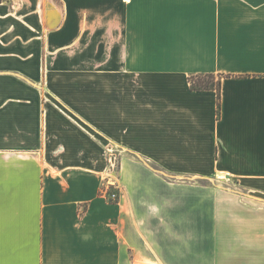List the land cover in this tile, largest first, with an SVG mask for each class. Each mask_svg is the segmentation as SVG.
<instances>
[{
  "label": "crops",
  "instance_id": "0c3cea01",
  "mask_svg": "<svg viewBox=\"0 0 264 264\" xmlns=\"http://www.w3.org/2000/svg\"><path fill=\"white\" fill-rule=\"evenodd\" d=\"M0 264H264V0H2Z\"/></svg>",
  "mask_w": 264,
  "mask_h": 264
},
{
  "label": "trees",
  "instance_id": "16d2710c",
  "mask_svg": "<svg viewBox=\"0 0 264 264\" xmlns=\"http://www.w3.org/2000/svg\"><path fill=\"white\" fill-rule=\"evenodd\" d=\"M2 0H0L1 2ZM229 76L228 74H214V73H197L188 76V81L190 88L192 90H204L213 89L216 92V105H217V115H219L220 108V84L223 77Z\"/></svg>",
  "mask_w": 264,
  "mask_h": 264
},
{
  "label": "built area",
  "instance_id": "2783aa9c",
  "mask_svg": "<svg viewBox=\"0 0 264 264\" xmlns=\"http://www.w3.org/2000/svg\"><path fill=\"white\" fill-rule=\"evenodd\" d=\"M102 194L109 202H116L119 199L118 193L115 190L110 191L108 188L102 189Z\"/></svg>",
  "mask_w": 264,
  "mask_h": 264
},
{
  "label": "rangeland",
  "instance_id": "374dc122",
  "mask_svg": "<svg viewBox=\"0 0 264 264\" xmlns=\"http://www.w3.org/2000/svg\"><path fill=\"white\" fill-rule=\"evenodd\" d=\"M110 168H113V169H114L115 166H113V167L111 166ZM108 184L113 185V183H109V182H108ZM108 189H109L110 191L114 190V189H110V187H108Z\"/></svg>",
  "mask_w": 264,
  "mask_h": 264
}]
</instances>
